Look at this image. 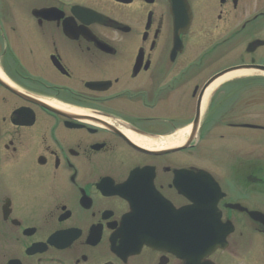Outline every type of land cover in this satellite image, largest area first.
<instances>
[{"label":"flooded vegetation","instance_id":"obj_1","mask_svg":"<svg viewBox=\"0 0 264 264\" xmlns=\"http://www.w3.org/2000/svg\"><path fill=\"white\" fill-rule=\"evenodd\" d=\"M238 66L264 68V0H0V264H264V226L227 206L263 209V149L228 182L201 165L237 150L240 94L264 86L216 78ZM200 169L240 219L225 246L121 235L130 209H193L176 172Z\"/></svg>","mask_w":264,"mask_h":264},{"label":"rangeland","instance_id":"obj_2","mask_svg":"<svg viewBox=\"0 0 264 264\" xmlns=\"http://www.w3.org/2000/svg\"><path fill=\"white\" fill-rule=\"evenodd\" d=\"M250 91L251 92H248V89L246 88L245 91L241 92L240 94L241 96L238 99V101L240 102V103L238 102V106L240 107L241 110L242 109L250 110L252 116L248 117L247 115L245 116L244 114H240L239 115L240 123H244L245 121L248 120L249 121L255 120L253 124H258L260 125L259 127H263V128H244V127L237 128V132H239L240 134V139H239L238 148H236L237 150H235V152L233 151L230 154V156H228L227 152L218 151L214 153L213 151L211 155H208L207 162L204 161L203 163H201V165H203L211 173H213V175L220 181H224V180L226 182L229 181L230 168L233 159L235 160L239 157L240 160H243V158H246L251 143L252 144L255 143L254 147L256 148L257 147L259 148L260 146L259 149H263V153H264V86L255 85L253 87H250ZM252 98H254V100H252ZM251 148H253V145H251ZM257 158L264 159V155L263 156L257 155ZM213 159H217L218 162L214 163ZM234 195H235L234 193H231L232 197ZM249 199L250 200L247 202L249 206L261 207L263 209H259V210L264 212V198H262L263 200L261 201L260 200L261 198H259L257 195H253ZM229 219L233 223L240 221L237 212H235L232 216L230 215Z\"/></svg>","mask_w":264,"mask_h":264},{"label":"water","instance_id":"obj_3","mask_svg":"<svg viewBox=\"0 0 264 264\" xmlns=\"http://www.w3.org/2000/svg\"><path fill=\"white\" fill-rule=\"evenodd\" d=\"M246 70H263L264 71V68L262 69V68L252 67V66L235 67V68L229 69V70L219 74L218 77L227 75V74L232 73V72L246 71ZM179 148H180V145L176 146L175 149H172V150H178ZM191 174H192L193 178L195 179V181L201 180L200 175L207 176V173H205L203 171H199L197 173L191 172ZM216 191L218 193V188H216ZM202 195H203V191H201V190L196 191L193 194V196L196 198V199L192 198V200L195 202V204H199V205H205L206 204L208 206L214 207L215 203L218 201L217 197H214L213 195L209 194V196H208L209 203H208ZM211 200H212V202H211ZM228 206L230 208L235 209V210H238L241 212H246L253 220L264 224V214L262 212L253 211V210L250 211L246 207H244L240 204H234V205H228ZM141 210H144V209H133V212H134V214H137ZM133 212H131V214H129V217H131L133 215ZM189 212H191L192 238H193L194 244H196L198 246H202V247L208 246V248H211L213 246V244L211 242L208 245L201 243V239L205 236L206 232H209L207 237L217 239V240H220L221 237L224 238L226 236V233L224 234V236H221L219 234L212 235L217 230V228L213 227V225H212L213 222L218 224V228L220 227L219 225L221 224V222H220L221 213L217 209H178V210H175L174 213H175L177 219L184 221L185 214H187ZM221 226L223 229L230 228L231 222L228 221V222H226V224H223V225L221 224ZM137 229H139V230L142 229V225L140 223L137 225Z\"/></svg>","mask_w":264,"mask_h":264},{"label":"bare ground","instance_id":"obj_4","mask_svg":"<svg viewBox=\"0 0 264 264\" xmlns=\"http://www.w3.org/2000/svg\"><path fill=\"white\" fill-rule=\"evenodd\" d=\"M242 76H245L244 73H234L230 76H228L229 78H236V77H242ZM183 131H179L178 133H174L171 137L177 139V138H180L182 135H183Z\"/></svg>","mask_w":264,"mask_h":264}]
</instances>
